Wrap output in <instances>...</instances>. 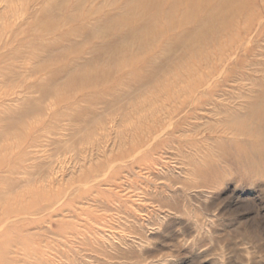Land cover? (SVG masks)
<instances>
[{"label":"rangeland","instance_id":"1","mask_svg":"<svg viewBox=\"0 0 264 264\" xmlns=\"http://www.w3.org/2000/svg\"><path fill=\"white\" fill-rule=\"evenodd\" d=\"M142 1L0 0V264H264V0Z\"/></svg>","mask_w":264,"mask_h":264},{"label":"bare ground","instance_id":"2","mask_svg":"<svg viewBox=\"0 0 264 264\" xmlns=\"http://www.w3.org/2000/svg\"><path fill=\"white\" fill-rule=\"evenodd\" d=\"M8 1V0H7ZM138 2L139 3H143V1L142 0H138ZM148 5H145V7H147ZM153 7V6H152ZM23 26V25H22ZM21 28V27H20ZM146 27H145V25L143 26V29H145ZM20 30V29H19ZM134 33H136V32H134ZM116 41H118V40H116ZM118 45V43L117 42H114V44H113V46L115 47V46H117ZM173 58H172V56H170V59L168 58V60L170 61V60H172Z\"/></svg>","mask_w":264,"mask_h":264}]
</instances>
